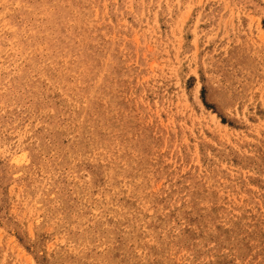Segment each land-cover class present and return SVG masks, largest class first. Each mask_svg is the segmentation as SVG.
Returning <instances> with one entry per match:
<instances>
[{"label":"rangeland","instance_id":"374dc122","mask_svg":"<svg viewBox=\"0 0 264 264\" xmlns=\"http://www.w3.org/2000/svg\"><path fill=\"white\" fill-rule=\"evenodd\" d=\"M0 264H264V0H0Z\"/></svg>","mask_w":264,"mask_h":264}]
</instances>
